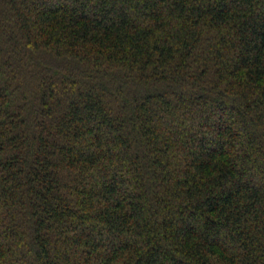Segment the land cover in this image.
<instances>
[{"label": "trees", "instance_id": "trees-1", "mask_svg": "<svg viewBox=\"0 0 264 264\" xmlns=\"http://www.w3.org/2000/svg\"><path fill=\"white\" fill-rule=\"evenodd\" d=\"M0 264H264V0H0Z\"/></svg>", "mask_w": 264, "mask_h": 264}]
</instances>
